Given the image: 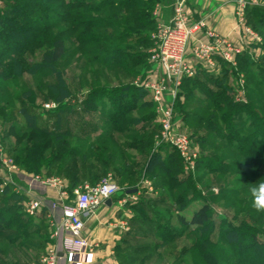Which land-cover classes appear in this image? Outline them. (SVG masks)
I'll list each match as a JSON object with an SVG mask.
<instances>
[{"label": "trees", "instance_id": "16d2710c", "mask_svg": "<svg viewBox=\"0 0 264 264\" xmlns=\"http://www.w3.org/2000/svg\"><path fill=\"white\" fill-rule=\"evenodd\" d=\"M99 1L3 0L5 6L0 10V90L5 88V83L15 82L24 75H50L54 81L48 85V90L57 101L69 105L60 113L70 111V102L81 92H87V97L81 101L84 110L100 113L97 125L83 127L76 124L74 130L73 122H66L63 127L62 121H58L50 128L40 122L34 104L36 96L30 98L32 91H29L28 95L17 98L18 103L22 102L17 110L9 113L7 107L0 109V120L7 126L4 138L14 136L17 143L23 142L22 147L14 149V161L19 167L32 173L42 166L47 172L55 168V176L67 179L73 189L81 182L95 185L112 171L120 185L126 186V193L137 189L131 187L135 179L152 172L167 179L165 184L172 191L174 177L169 176L174 174L182 160L168 148H156L159 126L155 122L154 105L144 98L145 91L126 82L143 69L146 73L150 67L152 15L145 10L141 0H103L95 5ZM56 5L63 13L54 10ZM251 15V23L264 40V13ZM39 51H43L40 62L31 64L26 60L27 55ZM82 56L87 58L83 73L69 83L66 79L68 67ZM258 61L264 64V57ZM252 62L245 54L239 59V67L249 71L251 78H256L248 68L254 65ZM221 65L217 76L202 71L194 79L183 82L181 96L184 102L177 104L178 118L193 130L192 137L201 136L203 152L222 148L231 152L228 164L214 158H200L198 168L204 166L210 173L222 175L235 168L248 181L264 180V95L261 92L264 81L257 79L258 89L248 90V106L237 104L227 85L228 68L223 63ZM62 66L66 71L60 68ZM260 73L264 76V67ZM114 81L119 83L117 87L112 86ZM78 88L81 92L76 93ZM131 91L138 92L136 96L140 103L132 96L128 97L127 93ZM112 96H117L118 100ZM112 106L116 109L108 112ZM134 113L137 117L131 116ZM18 118L24 119V123ZM103 124L107 127L98 132ZM203 131L208 137L200 135ZM209 137L212 143L206 142ZM49 151L51 155L46 157ZM175 158L178 164L177 161L168 164ZM36 174L40 175V172ZM10 188L0 189L1 194ZM229 194L224 197H231ZM8 200L15 203L0 206V264L28 263L31 258L26 251L32 248V218L23 210L24 195L13 193ZM143 204L138 203L135 212L145 210ZM140 208L141 212L137 210ZM210 211V206L205 204L189 218L178 215L177 222L185 230L197 228L208 233L212 225ZM261 216L263 218L262 212ZM245 226L246 230L250 229L249 234L230 222L222 227L220 240L228 244L233 254L226 249L217 251L231 264H264V241L259 239L257 232L260 229ZM159 228L163 230L161 247L171 245L180 237L171 225ZM19 233L23 239L16 235ZM130 237L131 234L127 236ZM127 243L128 239L124 245ZM212 243L207 234L194 245V249L201 250ZM121 252L119 260L123 264ZM21 255L24 256L23 263H20ZM204 256L213 263L219 261L210 249Z\"/></svg>", "mask_w": 264, "mask_h": 264}, {"label": "rangeland", "instance_id": "374dc122", "mask_svg": "<svg viewBox=\"0 0 264 264\" xmlns=\"http://www.w3.org/2000/svg\"><path fill=\"white\" fill-rule=\"evenodd\" d=\"M100 1L95 3V5H98ZM141 1L142 5L144 4L145 6V10L151 13L152 20L154 22L151 28L152 31L149 32V38L152 40V44H150L152 48L149 50V53H151L157 47V41L155 37L158 32L159 21L164 23L168 22L173 17L178 4L184 3L186 6L188 0ZM205 1H211V8L217 6L218 4L232 7L235 15L236 30L238 27L237 13H241L244 23L242 26L246 29H249L250 33H248L245 29L244 33L242 30L238 31V36L243 34L247 38L250 37L251 39H254V36L257 35L260 40L247 41L248 46L245 47V52L242 55V57H244L246 54L251 58V61H254V63L252 62L254 65H249L248 68L250 71H252V74H255L256 78H251L249 76V71L240 69L239 59L241 57L238 59L236 70L232 67H227L229 72L227 76V85L232 100L237 104L246 106L250 102V94L248 90L258 89L255 82L257 79L264 81V76L260 73V69L264 67V64L258 61L260 58L264 57V40L260 32L257 31L251 23V13H264V0H198L200 3ZM190 4L196 5V0ZM4 6L3 0H0V10L3 9ZM54 8V10H56L58 13H63V11L59 9V6L56 5ZM186 10L189 13H194L190 6H186ZM250 52L254 54V57H252ZM42 54L43 51H39L35 53V55L29 54L25 58L29 63L32 64L35 62H40L42 60ZM86 60L87 58L82 56L77 61H73V64L68 67L69 70L66 72V79L69 83L74 81L76 77L79 76V74L82 75L83 68L87 64ZM149 64L150 67L146 73H144L145 69L142 68L143 70L139 75L127 80L126 82L131 83L134 86L136 81L146 79L151 72L156 70V67L150 62V58ZM60 68L63 71L66 69L64 66ZM221 69L222 65L220 66L219 72L214 73L215 76L220 74ZM51 77L52 76L50 75L46 77L24 75L21 79L16 80L15 82L5 83V88L0 90V109H5V107H7V112L9 113L11 111L17 110L22 103H18V101H16L17 98H20L25 94L28 95V92L32 91V97L30 96V98L33 99V97L36 96V98H34V104L37 106V114L38 117H40V122L42 124H48L50 128H53V125H55V123L58 121H62L63 127L66 122H73L71 126L74 130L77 129L75 127L76 124H80L79 126L83 127H86L87 124L97 125V123H99L98 121H100V113L84 110V107L81 105V101L87 97V92L82 93L79 88L75 89V91L76 93H81H78V95H76V99L70 102L72 109L68 112L60 113L61 109H65L69 105H67V102L57 101L56 97L48 90V85L54 81ZM240 79H242L244 82V101L238 102V91H242V89L239 87ZM116 85L118 86L119 83L114 81L112 86ZM261 89L262 95H264V85L261 87ZM136 93L138 92L131 91L128 92L127 95L128 97L132 96L134 101L140 103L141 100L138 96H136ZM146 94L147 95L144 96V98L153 103L151 94L147 92ZM112 97L114 100H118L117 96ZM181 98V101L184 102V97L181 96ZM197 99L199 98L197 97ZM97 102H99V100H97ZM106 107H109V104H107ZM154 108L155 107H153V109ZM111 109L116 108L115 106H112L108 109V112L111 111ZM179 112L180 110H176V117L178 120V115L180 114ZM244 112L247 113L245 110ZM131 116L137 117V114L134 113L131 114ZM154 116L155 122L157 123L156 114H154ZM18 121L20 123H24V119L22 118H18ZM104 127H107V125L103 124L97 131L102 132ZM6 128V123H3L2 120H0V155H4L6 157L9 163H11L14 167V170L12 175L8 174L7 172H0V185H2L5 179L10 176L13 178L16 186L21 187L26 186L28 183V178L31 179L32 176L33 178L41 177L44 179L55 176V168L51 172H47L42 166L37 172L32 173L19 167L14 161V157L16 156L14 149L16 147H22L23 142L17 143V139L14 136L4 138ZM181 131L187 133L191 138H193V144L199 152V161L200 158H205L207 160L214 158L223 160L225 164L230 163L228 161V154L231 153L230 150L222 148L214 152L209 150L207 152H203L202 146L200 144L201 136L192 137L191 134L193 133V130L185 126L182 121ZM200 135H203L202 137H208L207 132L204 131L201 132ZM206 142L212 143V139L209 137L207 138ZM219 143L221 142L219 141ZM50 155L51 152L49 151L46 157H49ZM175 161H177L176 158L172 159L170 162H168V164L175 163ZM199 161L194 172H187L183 166V163L181 164L179 162L178 168L175 170L174 174L169 176V178L174 177L175 188L172 191H170L169 186L165 184L167 179L156 176V174L153 172L147 174L144 173L142 177H138L133 181L134 183L131 185V187H136L140 192L139 195H136V200L133 201H135V203L137 202V204L144 203V207L142 209L145 210L142 211L141 208L137 209L139 212L142 211L141 213H143V215L141 213L135 212L134 222L129 223L128 228H130L129 233L131 234V237L127 238V236H125V239H128L129 243L124 245V248L121 250L122 258L124 260L123 264H231L226 260V256H224V254L217 251L218 249H226V251L230 252V255L233 254L228 244L220 240L221 228L226 226L228 222L236 227H239L242 231H247V234L250 233V229L246 230L245 225H251V227L260 229L257 231L259 239L264 241V212H262V218L261 212L258 213L254 208H252L251 194L249 191L251 187H254L259 182H264V180L255 179L248 181L244 178L241 172H237L239 169L235 168H231L230 172L226 173L225 175H222L221 173H210L209 170L204 169V166L198 168ZM141 163L143 164V162ZM39 172L40 175H37L36 173ZM107 175H111L114 178L121 189L120 192L126 189V186L120 185L118 179L115 178V175L112 171ZM163 177L165 176L163 175ZM14 190L15 189L12 186L8 191L3 192L2 194L0 192V206L3 204L10 206L15 203L12 200H8V197L15 193ZM228 193L231 194V197H224V195H227ZM66 197H68V199L66 198L65 202H70L73 200V194H68ZM26 199L27 198L25 197V200ZM205 204H208L211 209L210 221L212 225L209 228L210 232H200L197 230V228L185 230L179 226L177 222L178 215H183L189 218L195 211H198ZM161 225H164L165 227L167 225H171L178 231L180 235V237L174 243L167 247H161V234L163 233V230L159 228ZM13 230L16 231L17 228L14 227ZM207 234L210 235L213 243L203 246L201 250L194 249V245ZM16 235L19 236V239H23L21 237V233ZM236 239H239V236H236ZM208 249L213 251L216 256L219 257V261L217 263H213L212 261L208 260L206 256H204Z\"/></svg>", "mask_w": 264, "mask_h": 264}, {"label": "built area", "instance_id": "2783aa9c", "mask_svg": "<svg viewBox=\"0 0 264 264\" xmlns=\"http://www.w3.org/2000/svg\"><path fill=\"white\" fill-rule=\"evenodd\" d=\"M238 31L245 32L242 25L243 17L237 13ZM250 33L249 29H246ZM157 47L150 54V62L156 67L144 80H138L134 86L151 94L154 105L159 133L156 147H165L176 153L182 160L187 172H194L199 161V152L193 144L192 138L181 131V121L176 118L177 103L182 100L183 82L194 79L200 72L217 73L223 63L227 67L237 69L238 59L248 46L247 41H260L243 34L233 40L220 35L210 28L205 19H195L186 10L184 3L178 4L173 17L166 23L159 21L158 32L155 37ZM193 46V61L189 60L188 49ZM250 45V44H249ZM251 53V52H250ZM252 57H254V54ZM243 80L240 79L237 100L244 101ZM14 167L4 155H0V172L13 173ZM42 185L56 189L63 188L60 178L44 179L36 177ZM14 187V192L24 195L27 199L23 203L24 212L29 217H36L42 202L32 199V177L26 186H16L10 176L0 186L1 191L6 187ZM121 189L111 175L103 177L95 185H84L73 193V200L65 202L59 221L52 220L53 236L61 240L63 255L72 262H80L88 251L92 249L90 241L85 236L84 218L98 209L105 201L115 198ZM68 199V198H67ZM58 254L49 248L40 258V264H57Z\"/></svg>", "mask_w": 264, "mask_h": 264}, {"label": "crops", "instance_id": "0c3cea01", "mask_svg": "<svg viewBox=\"0 0 264 264\" xmlns=\"http://www.w3.org/2000/svg\"><path fill=\"white\" fill-rule=\"evenodd\" d=\"M191 2H195V0H188L186 6L193 9L194 13L191 14L195 19H205L207 25L220 35L237 39L238 34L232 7L218 4L211 8V1L200 3L196 0V5H191ZM193 46L194 43H191L188 49L190 61L194 60ZM57 178L63 181L62 189L44 186L34 180L32 176V199L40 200L42 209L36 217H32V248L26 251V254L30 258L32 255V258L28 263H23L25 260L21 255L22 263L40 264L41 256L49 248H53L58 254L57 264H121L119 251L124 247L125 236L130 235L128 227L129 223L134 220L137 205V202L135 203L133 200H136V195L140 193L139 190L136 189L135 194L120 192L110 202L105 201L98 209L84 218L85 236L90 241L92 249L86 253L81 263H77L63 255L61 240L53 236L52 220L59 221L61 219L62 207L65 199L68 198L66 195L73 194L77 188L91 184L81 182L73 189L67 179L59 176ZM28 182H31L30 178H28Z\"/></svg>", "mask_w": 264, "mask_h": 264}, {"label": "clouds", "instance_id": "9594fccd", "mask_svg": "<svg viewBox=\"0 0 264 264\" xmlns=\"http://www.w3.org/2000/svg\"><path fill=\"white\" fill-rule=\"evenodd\" d=\"M252 207L256 212H264V182L257 183L250 188Z\"/></svg>", "mask_w": 264, "mask_h": 264}, {"label": "water", "instance_id": "95a60500", "mask_svg": "<svg viewBox=\"0 0 264 264\" xmlns=\"http://www.w3.org/2000/svg\"><path fill=\"white\" fill-rule=\"evenodd\" d=\"M137 192V190H131V191H128L127 194H135ZM107 202H110V200H108Z\"/></svg>", "mask_w": 264, "mask_h": 264}]
</instances>
